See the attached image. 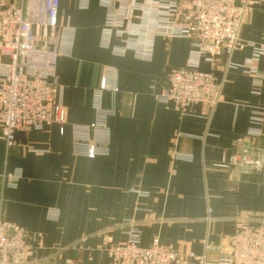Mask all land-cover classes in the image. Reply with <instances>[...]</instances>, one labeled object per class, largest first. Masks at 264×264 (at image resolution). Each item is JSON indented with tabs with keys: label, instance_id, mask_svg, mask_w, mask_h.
Segmentation results:
<instances>
[{
	"label": "crops",
	"instance_id": "obj_1",
	"mask_svg": "<svg viewBox=\"0 0 264 264\" xmlns=\"http://www.w3.org/2000/svg\"><path fill=\"white\" fill-rule=\"evenodd\" d=\"M105 15L99 0L87 8L79 0H60L59 23L76 29L72 55L61 56L56 66L65 132L56 124L18 130L9 148L0 139V175L22 171L16 188H4L0 176V213L27 231L34 248L27 264H109L107 248L127 238L131 219L142 245L157 238L196 254L206 243L223 245L242 224H264V168L214 166L245 138L252 117L264 118V54L254 51L264 45V0H254L241 28L247 46L233 53L236 66L226 71L223 99L210 119L203 104L182 113L155 97L168 70L189 61L190 39L158 37L151 60L132 51L118 56L100 45ZM248 61L260 84L242 66ZM223 65L218 63L220 76ZM109 69L118 88L102 95V106L115 112L108 120L110 152L76 156L71 125L95 119L94 93ZM260 128L262 136L249 139L264 151V121ZM51 208L60 211L57 220L48 218ZM207 258L218 264L219 253L209 251Z\"/></svg>",
	"mask_w": 264,
	"mask_h": 264
},
{
	"label": "built area",
	"instance_id": "obj_2",
	"mask_svg": "<svg viewBox=\"0 0 264 264\" xmlns=\"http://www.w3.org/2000/svg\"><path fill=\"white\" fill-rule=\"evenodd\" d=\"M89 1L79 0V6L87 8ZM99 1L106 11L100 45L118 56L132 51L137 59L151 60L158 37L191 40L189 61L168 70L166 85L155 97L173 103L182 113L203 104L202 113L210 119L223 99L226 71L236 66L231 61L233 53L247 46L240 31L254 0ZM59 6L60 0H0V139L8 148L17 143L18 130H42L56 124L63 134L69 124L67 108L56 100V66L61 56L72 55L76 29L59 23ZM254 51L264 54V45L255 46ZM222 60L224 73L220 76L218 63ZM202 61L209 67L203 68ZM242 66L256 84L261 83L256 67L249 61ZM105 90L118 91L111 69L94 93L95 119L71 125L76 156L95 158L110 152L108 120L115 112L102 106ZM252 121L245 138L225 151L215 167L244 172L264 168V151L249 139L262 136L264 118L254 116ZM0 176L4 188H16L22 171H4ZM59 216L58 209H49V219ZM128 223L127 238L107 248L109 264H209V251L219 253L218 264H264V224H242L223 245L206 243L205 252L196 254L179 252L157 238L144 246L136 222L131 219ZM33 251L27 231L0 213V264H27ZM69 263L78 264L76 260Z\"/></svg>",
	"mask_w": 264,
	"mask_h": 264
}]
</instances>
